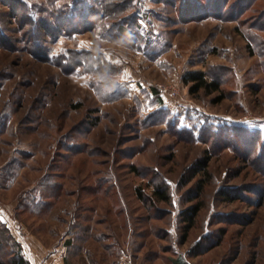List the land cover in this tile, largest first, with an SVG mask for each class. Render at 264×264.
<instances>
[{
  "label": "rangeland",
  "instance_id": "374dc122",
  "mask_svg": "<svg viewBox=\"0 0 264 264\" xmlns=\"http://www.w3.org/2000/svg\"><path fill=\"white\" fill-rule=\"evenodd\" d=\"M76 1L0 0V223L17 241L10 206L51 178L53 213L26 227L52 249L71 240L66 264H264V0H129L91 31H58ZM195 72L225 99L192 96ZM206 157L183 242L186 180Z\"/></svg>",
  "mask_w": 264,
  "mask_h": 264
},
{
  "label": "trees",
  "instance_id": "16d2710c",
  "mask_svg": "<svg viewBox=\"0 0 264 264\" xmlns=\"http://www.w3.org/2000/svg\"><path fill=\"white\" fill-rule=\"evenodd\" d=\"M213 1H220V0H212ZM246 0H241L239 3L242 4ZM221 2V1H220ZM250 2V1H249ZM76 6L72 10V14L69 17L65 18H58L56 21L55 26L57 27L58 31L63 29L64 27H71V31L75 34H78V31H91L93 30L100 21L105 20V15L107 7H109L114 12V9H122L128 8L129 0H95L94 4L88 6L85 0H77ZM225 4V3H221ZM223 5L221 7H223ZM239 4L236 6V8ZM220 5L218 9L225 10L227 8L226 4L224 8H221ZM192 9H194L192 7ZM112 13H109L112 14ZM195 12L192 11L194 19H202L203 15L194 14ZM58 14V13H57ZM114 14V13H113ZM116 14V13H115ZM59 15V14H58ZM65 15V14H64ZM196 15V16H194ZM206 15V14H204ZM209 15V14H208ZM207 17V16H206ZM120 21L123 19L121 14H118L116 17ZM125 18V16H124ZM114 19L113 21H116ZM123 30V29H122ZM124 31V30H123ZM124 33V32H123ZM37 47V46H36ZM37 50H41L42 47H37ZM184 83L186 86H189V93L192 96H197L201 91L205 93L206 96H211L214 94H218V97L213 101L214 104H219L221 101L225 99L224 92L222 90V84L218 78H209L207 73L202 72H195L189 73L184 78ZM3 133L0 130V135ZM73 147H68L66 151L68 153L75 152L78 153L81 149L75 150ZM82 152V150L80 151ZM209 163L210 160L206 157L196 163V165L191 169L190 175L186 180V185L196 181L195 183V198H191L190 202L197 201L196 204L186 209L180 215L182 223L184 224L183 234H182V241L184 242L189 234V231L193 229L195 226L196 219L203 209V203L201 199L203 197L205 188L209 183L212 181V174L209 171ZM200 178L199 180H196ZM40 188V198L39 199H30L20 201L18 206V211H24L31 214H35L38 216H44L52 212L55 207L56 202L60 199L63 193V186L60 184H56V182L52 181L50 178H44L39 186ZM154 200L158 202L168 203L170 198L168 192L165 189H161L157 187L154 190ZM225 198H228L229 201H235L236 198H232L225 194ZM141 199L143 196L140 194ZM38 201V202H37ZM93 210L91 209V213ZM91 216V215H90ZM87 218L85 217V220ZM89 222V221H88ZM90 226H86L83 228V234H80L77 238V242L83 243L85 241V236L89 232ZM73 242L69 240L67 242V246L72 245ZM79 246L76 248L78 249ZM67 262V261H66ZM174 264H184L181 259L175 260ZM0 264H30L22 255L21 252V245L11 236L8 229L0 223Z\"/></svg>",
  "mask_w": 264,
  "mask_h": 264
},
{
  "label": "crops",
  "instance_id": "0c3cea01",
  "mask_svg": "<svg viewBox=\"0 0 264 264\" xmlns=\"http://www.w3.org/2000/svg\"><path fill=\"white\" fill-rule=\"evenodd\" d=\"M7 166L8 164H5L3 166V170ZM21 168H24V167H21ZM12 178L13 177L8 176L6 179L2 181V184L7 185ZM19 203L20 202H18V204H14L10 206V209H12V213L13 215L16 216L17 219L19 218L23 221V223H21L19 226L21 236L19 235L18 239L17 238L16 239H17V242L21 245V252L24 258L30 264H66V259L68 258L66 257V255L68 254L67 252L68 248L67 246H64L65 243H62L63 245L61 244L59 247L52 249V247H48V245H46L42 241V237H40L39 235H37V233H34L33 231L29 230L26 227V223L29 220H33V219L39 220L47 216H50V214H47L44 216H38V215L29 213V211L28 212H24L22 210L18 211ZM6 211H7V208H6ZM62 240L64 241L65 239L62 238Z\"/></svg>",
  "mask_w": 264,
  "mask_h": 264
},
{
  "label": "built area",
  "instance_id": "2783aa9c",
  "mask_svg": "<svg viewBox=\"0 0 264 264\" xmlns=\"http://www.w3.org/2000/svg\"><path fill=\"white\" fill-rule=\"evenodd\" d=\"M0 213H2V207H1V204H0Z\"/></svg>",
  "mask_w": 264,
  "mask_h": 264
}]
</instances>
